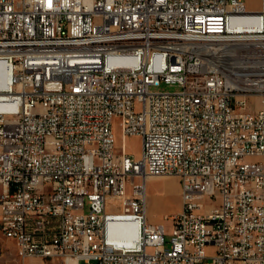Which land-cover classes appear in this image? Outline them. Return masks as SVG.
Here are the masks:
<instances>
[{
  "label": "built area",
  "instance_id": "2783aa9c",
  "mask_svg": "<svg viewBox=\"0 0 264 264\" xmlns=\"http://www.w3.org/2000/svg\"><path fill=\"white\" fill-rule=\"evenodd\" d=\"M0 229L18 258L264 264V0H0Z\"/></svg>",
  "mask_w": 264,
  "mask_h": 264
},
{
  "label": "rangeland",
  "instance_id": "374dc122",
  "mask_svg": "<svg viewBox=\"0 0 264 264\" xmlns=\"http://www.w3.org/2000/svg\"><path fill=\"white\" fill-rule=\"evenodd\" d=\"M250 10H259L263 6V0H241ZM161 91H176L179 86L175 84L162 83L157 87ZM258 101V100H257ZM114 133L116 135V150H120L124 142L127 152L133 154L137 159L142 153V138L139 135H128L122 138L120 120H114ZM148 195V218L157 223H163L166 227V239H169L172 229V220L170 215L178 212L181 205V188L179 179L175 176L162 175L150 177L147 180ZM208 205L216 204L218 199H206ZM6 249L0 256V264H64L61 260H42L39 257L30 256L26 258H18L16 254V246L10 241L5 242ZM79 264H87L81 260Z\"/></svg>",
  "mask_w": 264,
  "mask_h": 264
},
{
  "label": "bare ground",
  "instance_id": "6f19581e",
  "mask_svg": "<svg viewBox=\"0 0 264 264\" xmlns=\"http://www.w3.org/2000/svg\"><path fill=\"white\" fill-rule=\"evenodd\" d=\"M150 177H157V176H150ZM150 177H148V179ZM6 241L10 242L8 232H6L4 229H0V256L4 253L6 249V245H7L5 244ZM69 264H73V263H69Z\"/></svg>",
  "mask_w": 264,
  "mask_h": 264
},
{
  "label": "crops",
  "instance_id": "0c3cea01",
  "mask_svg": "<svg viewBox=\"0 0 264 264\" xmlns=\"http://www.w3.org/2000/svg\"><path fill=\"white\" fill-rule=\"evenodd\" d=\"M180 207H181V205H180V202H179V207H178V209H180ZM151 222H153V223H157V221H155V219L153 218V221H151ZM159 223V222H158Z\"/></svg>",
  "mask_w": 264,
  "mask_h": 264
}]
</instances>
